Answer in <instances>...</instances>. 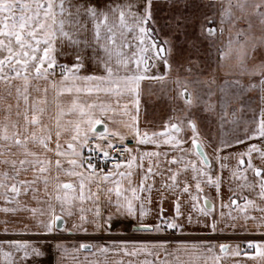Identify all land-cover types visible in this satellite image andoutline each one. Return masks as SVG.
<instances>
[{
    "label": "snow or ice",
    "instance_id": "snow-or-ice-1",
    "mask_svg": "<svg viewBox=\"0 0 264 264\" xmlns=\"http://www.w3.org/2000/svg\"><path fill=\"white\" fill-rule=\"evenodd\" d=\"M205 42L231 78L197 93ZM174 61L188 74L173 80L183 107L142 127L146 82L167 83ZM0 84L18 117L0 123V264H264V240L170 247L176 235L264 236V0H0Z\"/></svg>",
    "mask_w": 264,
    "mask_h": 264
},
{
    "label": "crops",
    "instance_id": "crops-1",
    "mask_svg": "<svg viewBox=\"0 0 264 264\" xmlns=\"http://www.w3.org/2000/svg\"><path fill=\"white\" fill-rule=\"evenodd\" d=\"M74 2H78V0H74ZM93 2L102 6L104 3L107 2V0H93ZM212 2L213 0H200V3L205 6L210 5ZM215 2L217 3V9H218L220 0H215ZM204 10L207 11L208 9L205 8ZM253 23L255 25L253 30L256 32L257 35H259L260 34L259 23L256 20H254ZM227 39H228V33L227 31H225L223 40L226 41ZM202 53L205 57L210 56L211 60H209L210 67L205 68V71L200 76L201 83H193L189 85L190 89L195 90V92L197 93L207 91L205 85L208 79L212 76L215 77L217 84H219L221 81H223L226 78H231L225 75L226 70L220 69L219 67L216 66L215 61L217 59V53H216V48L214 46H211L209 42H205L202 47ZM212 69H215V71H212ZM87 71L88 72L98 71L97 66L95 65L94 62H90L87 65ZM153 71L155 72L156 69H154ZM159 71L161 72L164 71V67L162 64L159 66ZM178 72L181 77L188 76V74L183 70V67L178 68L177 63L174 61L173 68H172V78H170L167 81V83L162 85L161 83L156 82V81L146 82L145 96L143 97L144 102L141 106L142 127L147 126L150 129H153V128L158 129L163 126L164 119H167L168 117L174 116L177 114L172 111L173 108L179 109L183 107V101L178 100L176 98L177 89H176L175 83L173 82L174 77L177 75ZM188 78L190 80L196 79L195 76H189ZM149 92L151 94H149ZM35 95H42V93L41 94L33 93V96ZM64 99L67 100L68 97L65 96ZM16 104H17V100H16V95H15V90L13 89L12 95L9 96L5 92L4 86L0 84V123H3L6 118L10 120L18 119V117L16 116V112H17ZM9 105H11L10 109L8 107ZM20 105H21L20 111H23V101H20ZM47 107H48V111L44 115V122L47 124H50L54 129L55 128L54 118L56 115V105L54 102L53 93L51 92H49L48 94V106ZM192 111L194 113H197L198 115H202V113H200L199 105L197 107H194ZM19 119H22V117H20ZM145 121L150 122V123H147L145 125L144 123ZM213 130H216L218 133V130L215 124H212L211 128L205 126L204 124L201 125V131L205 136H210ZM54 140H55V136H53V141ZM64 140L65 138L62 137L61 143H64ZM252 142L259 143V141H252ZM189 145H190V141H189ZM245 146L246 145L239 146L240 150H243ZM206 151L211 152L212 148L208 147L206 148ZM253 159H254V162H256L257 164L260 163L257 154L255 153L253 154ZM228 163L230 165L235 166L236 161L235 159H230ZM224 175L225 176L228 175L227 170L224 172ZM249 178L250 179L252 178L251 173H249ZM65 179H68V177H65ZM139 179H140L139 175H136L134 177V180L137 182L139 181ZM158 179L159 177H157V180ZM213 195L214 193H210V196H213ZM228 195L229 193L227 190V185L225 184L224 186L225 201H227ZM219 203H220L219 199L216 198L215 204H216L217 209H219ZM165 207H167V205H165ZM0 215H2V213H0ZM174 246H175V242H173L170 245V247H174ZM241 251H243V249H241ZM217 252H218V249H217ZM97 258L103 259L102 257H97ZM108 258L114 261L115 259H117V256L112 253H109ZM233 261H242V262H246V264H255L254 261H251L242 255L241 256L229 255L228 257L223 258V264H232ZM53 262H54V256L49 255L44 260L43 264H53Z\"/></svg>",
    "mask_w": 264,
    "mask_h": 264
},
{
    "label": "rangeland",
    "instance_id": "rangeland-1",
    "mask_svg": "<svg viewBox=\"0 0 264 264\" xmlns=\"http://www.w3.org/2000/svg\"><path fill=\"white\" fill-rule=\"evenodd\" d=\"M164 120H166V119H164ZM63 239L67 243H75L79 240H88V241H91L94 243H99L101 238L97 237V236H91V235L84 236L83 234H74V235L64 234ZM171 239L173 242H176V241L194 242V241L201 240V239H211L213 242H215L219 238H217L216 236H211L208 238L206 236L202 237L198 234H193V235H176V236L171 237ZM219 240H222V239H219ZM224 240H230L231 241L232 237L228 238V239H224ZM235 241L241 242V241H238L237 239ZM240 246H241V249H243V246L242 245H240Z\"/></svg>",
    "mask_w": 264,
    "mask_h": 264
},
{
    "label": "built area",
    "instance_id": "built-area-1",
    "mask_svg": "<svg viewBox=\"0 0 264 264\" xmlns=\"http://www.w3.org/2000/svg\"><path fill=\"white\" fill-rule=\"evenodd\" d=\"M216 237L219 238V239H222V240L231 238L230 236H216ZM236 239L238 241H244V240H248V239L264 240V236H262L260 234H251V235H245V236H239V237H232V240H236ZM241 245L243 246V249H245L246 245L243 244V243H241Z\"/></svg>",
    "mask_w": 264,
    "mask_h": 264
}]
</instances>
